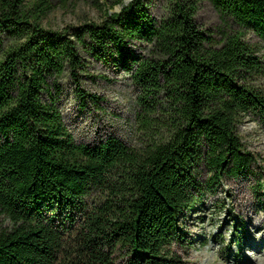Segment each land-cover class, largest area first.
<instances>
[{"label": "trees", "instance_id": "1", "mask_svg": "<svg viewBox=\"0 0 264 264\" xmlns=\"http://www.w3.org/2000/svg\"><path fill=\"white\" fill-rule=\"evenodd\" d=\"M67 1L0 0V264H182L168 245L200 203L199 164L215 182L256 162L238 128L264 124V66L245 39L264 42V0H206L239 27L220 46L195 21L205 0H166L160 18L150 0H117L100 23L44 27ZM88 58L118 63L138 87L139 147L70 134L53 90Z\"/></svg>", "mask_w": 264, "mask_h": 264}, {"label": "rangeland", "instance_id": "2", "mask_svg": "<svg viewBox=\"0 0 264 264\" xmlns=\"http://www.w3.org/2000/svg\"><path fill=\"white\" fill-rule=\"evenodd\" d=\"M116 1L68 0L65 4L58 3L44 19V27L57 31L68 29V33H71L73 27L85 21L100 23L105 19L106 12L120 11L119 4L113 6ZM122 1L128 4L131 0ZM146 9L155 18H160L165 13L166 0H150ZM195 21L212 38L215 46L222 44L225 33L239 29L206 0L200 2ZM245 39L258 43V55L264 66V42L250 31L245 33ZM132 49L137 50V46ZM257 84L264 85V74ZM53 91L58 93L59 110L76 141L95 144L110 135L131 147H139L147 141L148 133L141 121L145 115L135 102L139 89L118 63L88 58L84 74L77 80L71 79L68 74L61 76ZM238 134L256 162L236 176L224 173L215 182L211 181L210 168L206 164H199L201 189L196 197L200 198V203L180 217L177 236L168 245L182 264H217L222 261L221 257H227L228 264L246 259L249 261L244 264H264V261L253 257L255 254L248 255L242 239V231L247 230L251 223L256 225L264 221V196L258 189L262 179L264 124L254 117H248L240 124ZM246 210L256 211L257 214L246 215ZM221 233L224 245L216 242ZM228 242L229 247L225 246ZM256 256H260V253Z\"/></svg>", "mask_w": 264, "mask_h": 264}, {"label": "bare ground", "instance_id": "3", "mask_svg": "<svg viewBox=\"0 0 264 264\" xmlns=\"http://www.w3.org/2000/svg\"><path fill=\"white\" fill-rule=\"evenodd\" d=\"M249 214L252 216H254V215L256 216L257 213L256 212H253V213L250 212ZM261 222L262 223L256 224V225H253L251 223L250 227L247 230H243L242 231V239H243V242L246 246V252L248 253V255L251 256V254H255V256H253V257L257 258L258 261L262 262V261H264V221L262 220ZM223 237H224L223 233H221V235L218 236V241H216L217 244L224 245L223 242L221 241V239H223ZM229 243L230 242L225 244V246L229 247V245H230ZM214 249H215V247H214ZM259 253H260V256H256V254L258 255ZM221 260L222 261L217 263V264H228L227 263L228 262L227 257H221ZM246 261H249V260L246 259L243 262H236L235 264H244V262H246ZM251 262L252 261H250V263Z\"/></svg>", "mask_w": 264, "mask_h": 264}]
</instances>
